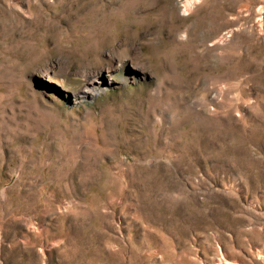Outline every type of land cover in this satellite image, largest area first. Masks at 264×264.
Returning <instances> with one entry per match:
<instances>
[{
	"label": "rangeland",
	"instance_id": "1",
	"mask_svg": "<svg viewBox=\"0 0 264 264\" xmlns=\"http://www.w3.org/2000/svg\"><path fill=\"white\" fill-rule=\"evenodd\" d=\"M224 260L264 264V0H0V264Z\"/></svg>",
	"mask_w": 264,
	"mask_h": 264
},
{
	"label": "bare ground",
	"instance_id": "2",
	"mask_svg": "<svg viewBox=\"0 0 264 264\" xmlns=\"http://www.w3.org/2000/svg\"><path fill=\"white\" fill-rule=\"evenodd\" d=\"M186 6H191V3L190 2H187L186 3ZM222 264H236V263H233V262H228V261H223Z\"/></svg>",
	"mask_w": 264,
	"mask_h": 264
}]
</instances>
